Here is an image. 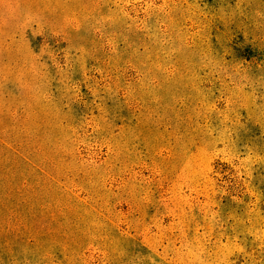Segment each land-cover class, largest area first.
I'll return each instance as SVG.
<instances>
[{"label":"rangeland","instance_id":"374dc122","mask_svg":"<svg viewBox=\"0 0 264 264\" xmlns=\"http://www.w3.org/2000/svg\"><path fill=\"white\" fill-rule=\"evenodd\" d=\"M0 264H264V0H0Z\"/></svg>","mask_w":264,"mask_h":264}]
</instances>
